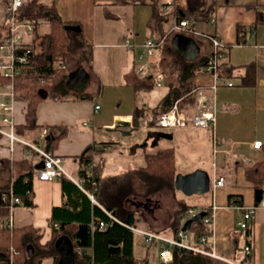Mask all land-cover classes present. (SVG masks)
I'll return each mask as SVG.
<instances>
[{
  "label": "crops",
  "instance_id": "0c3cea01",
  "mask_svg": "<svg viewBox=\"0 0 264 264\" xmlns=\"http://www.w3.org/2000/svg\"><path fill=\"white\" fill-rule=\"evenodd\" d=\"M140 1L130 0L128 3H122L121 0L52 1L62 20L80 22L81 32L80 28L76 29L77 31L71 29L70 32L79 49L85 45L91 52L92 67L88 66L84 69L87 73L86 84L74 83L72 86L75 90H72V86L68 88L71 92L92 94L95 99L77 100L73 95L62 99L46 98L37 108L38 128L20 135L15 126V133L27 141L37 142L39 131L42 127H47L50 144L53 137L66 131L57 139L55 147L51 150L63 158V165L67 168H75L76 173L81 166L78 156L94 142H92L93 135L88 131L77 130L75 125L81 123L91 128L95 119L99 118L101 121L107 119V115L99 112L102 106L98 102V96L102 95L104 98L107 86L132 88L136 93L149 90H136L132 84L133 81L138 83L145 78L135 72L134 67L143 62L139 58L142 44L150 39L151 33L148 21L152 16V7L150 3ZM159 2L166 4L163 12L169 17L172 16L171 22L163 25L164 30L169 31L176 20L174 10L177 6L185 7L187 0H159ZM214 2L210 21L196 22L193 32L185 33L196 45L194 50L187 54L189 61H197L209 56L212 51L210 38L212 35H218L223 49L228 51L226 63L218 70L217 81L211 72L205 70L199 71L193 78L196 84L210 94V106L216 113L215 127L205 128L208 130L216 154L212 170H207L212 177L209 190L211 199L209 203L199 208L205 207L206 210L209 208L210 213L214 214L212 227L214 243L213 245L210 243V246L216 254L225 258L222 260L231 264H264V205L256 208L248 228L243 229L238 225L243 219L246 207L258 204L253 182L246 177V167L252 166L264 157L263 147L253 146L255 141H262L264 145V0H214ZM6 8L0 15V39L7 31ZM241 28L243 30L240 31ZM240 36L243 42L238 41ZM249 79L253 82L249 83ZM216 82L217 86L214 89ZM228 82L233 84L229 85ZM163 87L165 91L157 96L153 111L159 109L160 101L167 92V87ZM148 101L142 100V103L136 104L135 107L143 109L145 115L152 114L153 111L146 110ZM96 103L100 105L97 111L94 110ZM25 111L26 101L18 99L14 111L16 123H25ZM133 112L134 109L114 111L112 119L130 118L133 123ZM89 120H93L92 125ZM103 125L114 126V121L105 120ZM157 128L154 129L158 130ZM26 158H33L36 164L41 161L39 155L35 152L30 153L25 144L15 142L12 145L8 137H0V188L10 187L16 175L20 173L21 169L14 166L13 162ZM69 175L75 179L77 177L70 173ZM218 177L224 178V184L221 186L214 184V179ZM231 194L242 196L243 206L232 202L229 198ZM33 200L34 207H25L21 204L10 207L8 224L11 220L10 228L34 227L39 233H34L33 237L42 234L40 242L45 244L52 238V229L48 223L52 208L63 202L59 179L44 180L35 174ZM184 222L185 219L183 224ZM150 229L156 230L152 227ZM170 229L169 226L157 232L173 235ZM141 244L143 248L146 247L143 239ZM246 245L252 248L250 256L245 254ZM157 246L159 249L157 243L152 251L154 256L156 253L153 252L157 250ZM147 250L144 256L150 255L149 248ZM61 255L60 252V258ZM45 259H51L54 263L53 257H47L41 264Z\"/></svg>",
  "mask_w": 264,
  "mask_h": 264
},
{
  "label": "trees",
  "instance_id": "16d2710c",
  "mask_svg": "<svg viewBox=\"0 0 264 264\" xmlns=\"http://www.w3.org/2000/svg\"><path fill=\"white\" fill-rule=\"evenodd\" d=\"M9 1L0 0L1 3H6V7ZM121 2L128 3L130 0H121ZM140 2L150 3L152 7V16L148 21V28L151 31L149 38L160 40L168 33V31H163V25L166 22H171L172 18L163 12V7L166 4L160 3L159 0H141ZM214 4V0H187L185 7L177 6L174 10L175 23L186 20L189 28L192 29L188 32H193L196 22L210 21ZM18 17L20 20L29 21L34 27V38L30 43L32 48L30 62L16 83V91L22 93L26 100V121L21 124L16 123V131L21 135L38 128L36 112L42 100L46 98L62 99L68 95H73L77 100H94L95 97L89 93L71 92L68 88L71 75L78 68L85 69L82 65L77 66L80 57L68 50L69 34L72 28H67V26H79L81 32L80 22L62 20L55 4L49 5L42 0H28L20 7ZM41 20L47 21L49 32L44 36V40L37 45ZM173 33L174 31L169 32L170 38L174 35ZM238 41L243 42V38L240 36ZM38 46L42 47L40 51L37 50ZM227 52L222 50L223 56L220 59L219 68L226 63ZM83 56L87 58L91 68L90 49ZM166 57L169 61L164 60ZM208 59L209 56H204L197 61L187 60L173 47L172 39L170 44L163 42L158 46L157 54L153 60L165 73L167 92L160 101L159 109L152 113L155 118L169 111L176 102H178L179 110L184 112L187 118L191 117L195 111L199 91L202 89V86L196 84L193 78L199 71L204 70ZM164 63H167L173 72H178L175 82L168 81ZM134 71L140 73L139 65L134 67ZM140 74L145 78L138 83L133 81L132 84L136 90L157 87L152 83V75L149 73ZM147 80H151V83H148ZM252 82L253 80L249 79V83ZM99 92H101V88H99ZM144 112L138 106L134 108L131 129L140 128V121L147 115ZM149 127L157 128L155 123H150ZM65 132L53 137L50 141V149L55 147L57 139ZM114 143L112 141L94 142L78 156L81 166L77 178L82 181L81 185L65 174L58 178L61 183L63 202L52 208L48 220L52 229V238L45 244L40 242L42 234L33 237L34 233H39V230L34 227L15 226L10 228L8 225L12 205L11 195L20 198L21 202L15 206L19 204L25 207L35 206L33 178L37 172L36 163L33 158L13 162L14 166L21 169L20 173L16 175L10 187L0 188V264H41L47 257H53L54 264H59L60 250L57 247V241L61 237H68L73 243V264H151L148 254L144 258L136 256L137 233L131 229V226H138V221L136 211L127 209L125 201L132 194H147L169 182L175 186L176 153L173 148L156 153H146L144 166L137 170L126 171L118 176L104 178L106 164L104 153ZM262 147L264 150V145ZM246 177L253 182L256 203H259L264 197V157L252 166L246 167ZM229 198L236 205L243 206L242 196L231 194ZM189 209L190 207L185 206L176 212L175 220L171 226V234H177L182 229L183 220L186 221L191 217L186 218ZM198 209L197 211H205L206 215L210 214L209 208L207 210L205 207ZM100 222H103L105 226L101 227ZM189 230L199 233L211 232L210 225L202 219L193 222ZM155 243L148 245L143 242L148 248ZM78 249L82 251V254L77 253ZM160 264L231 263L204 253H194L185 247L175 246L173 259L168 262L161 261Z\"/></svg>",
  "mask_w": 264,
  "mask_h": 264
},
{
  "label": "rangeland",
  "instance_id": "374dc122",
  "mask_svg": "<svg viewBox=\"0 0 264 264\" xmlns=\"http://www.w3.org/2000/svg\"><path fill=\"white\" fill-rule=\"evenodd\" d=\"M42 1L50 5L52 4L53 0ZM2 3L0 2V15L3 14V9L6 7V3ZM167 26L168 25H166V27ZM76 31L74 33H76ZM163 31L165 30L163 29ZM48 32L49 25L47 21L41 20V25L39 27L40 37L37 38V45H39V43L44 40V36H46ZM169 32L172 33V29H170L168 33L163 36L164 42L166 44L171 43L172 38H170L171 34H169ZM176 32L177 31H174L173 34H175ZM69 36L70 45L68 50L74 55L80 57L77 66L83 65L85 68H88L89 64L86 60L87 58L83 56L87 54L89 50L88 47L83 45L81 48L82 50L79 49L80 47H78L77 44L75 45L76 42L71 32ZM33 38L34 34L30 36V40L32 41ZM41 49V46L37 47L38 51H40ZM164 60L169 61L167 57L164 58ZM164 69L168 73V81L175 82L178 72H173L172 68L167 66V63H164ZM78 80L81 83L84 81V77L80 76V79L78 78ZM147 82L151 83V80H147ZM164 86H166V84H164ZM71 88L72 90H75L73 86ZM106 88L107 89L104 98L102 95L98 96L97 98L98 102L102 106V109L99 112H102L103 115H107V119H102L103 121L113 120L114 122L116 120V117L112 119V113L114 111H132L136 104L140 105L142 103V100L148 101L149 99L148 103H146V110L153 111V109H155L154 103L157 100V96H160L165 91V87H154L152 89H149L147 92H143L142 90L138 91V93H136L132 88L127 89L110 86H107ZM16 98L17 100L21 99L26 101L22 93H18L17 91ZM90 102L92 103L93 101ZM103 121L99 120V118L95 119L94 122L93 120H91L89 123L92 125L93 122L94 124L91 128H87L83 124L77 123V125H75V128L77 130L88 131L91 135H93L92 142H115L114 145L106 150L104 154V156L106 157L104 171L105 178L118 176L129 170H137L138 168L145 165L146 153H156L157 151L170 148H173L175 150L177 156L176 175L178 173H189L196 169H205L209 171L212 170V163L215 162L216 154L214 151V147L211 144L208 130L202 127L195 126L191 118L189 119V124L187 126L162 128V130L171 135V138L157 135V130L154 128L140 127L131 129L130 127H120L115 130H108L106 128L107 126L103 125ZM123 130H130V133L124 134ZM65 168L72 176H77L75 168H67L66 166ZM172 184L170 182L165 185L163 184L159 189H156L153 192L147 194H132L128 197V199H126L125 206L127 209L136 211V217L138 225L140 227L144 226V228L146 227L147 229H150L152 227L153 229H156L155 231L163 228L165 229L169 226L171 227L173 221L175 220L176 212L182 207L188 206L190 208L198 209L199 206L210 202L211 192H207L204 194L194 193L192 195H186L181 190L175 188L174 184ZM189 217L190 215L187 213L186 218ZM188 232L190 234L191 241L200 234L195 230H189ZM141 241V235L136 234L135 253L138 258L145 257V250L148 252V247L143 248ZM156 245L157 243L149 247V257L151 264L161 263L158 246L157 250L153 252L156 253V255H152L153 248ZM43 264L54 263L51 259H45Z\"/></svg>",
  "mask_w": 264,
  "mask_h": 264
},
{
  "label": "built area",
  "instance_id": "2783aa9c",
  "mask_svg": "<svg viewBox=\"0 0 264 264\" xmlns=\"http://www.w3.org/2000/svg\"><path fill=\"white\" fill-rule=\"evenodd\" d=\"M28 0H10L6 8V24L7 31L5 35L0 39V135L8 137L13 145L15 142H21L25 144L30 153L35 152L39 155L40 159L44 161V166L37 169L36 176L40 179L48 180L53 178H59L62 175H67L73 179L76 183L82 184V181L75 179L67 173L64 165L63 158L56 155L51 149L48 140L49 130L47 127H42L38 134L37 142H30L15 133V117L14 111L16 106V83L20 78V75L30 62V56L32 48L30 46V36L34 32L33 24L26 20L19 19V9ZM188 21L183 20L180 23H175L172 27L173 31L180 33H187L192 31L188 26ZM176 32V33H177ZM212 51L209 54V59L204 70L211 72L218 79V70L220 59L223 56V44L218 35H212ZM164 42V38L147 39L142 44L141 53L139 58L143 61L139 65L140 73H149L152 75L153 82L157 87H163L165 84V73L160 68L159 64L153 59L157 54V49L160 44ZM232 85V82H228ZM217 82L213 86L215 89ZM100 105L96 103L94 110L97 111ZM197 127L202 128H214L216 124V113L210 106V94L202 88L199 91L196 108L194 113L190 117ZM184 112H181L176 102L173 107L155 118L153 114L146 115L139 123V127L147 128L150 123H155V126L161 128L186 126L189 124V119ZM86 124V123H85ZM133 125V123H132ZM254 148H260L262 141H255L253 143ZM215 186H221L224 184V178L218 177L214 179ZM91 197L94 199L93 195ZM20 198L11 195V207L20 203ZM264 205V197L256 204L246 207L243 219L238 222V225L246 229L249 227L250 221L254 218L255 210L258 206ZM191 217L199 213V211L190 209L187 212ZM113 217V216H112ZM202 220L210 225V233H200L192 241L190 240L189 230H179L175 235H165L147 229L144 227L131 226L137 234H140L145 244H152L156 242L159 244V256L161 261L168 262L173 259V248L175 246L185 247L191 249L194 253H204L216 258L225 259L222 256L216 254L210 243H214L213 240V224L214 214L210 213L205 215ZM12 227L11 220L8 224ZM101 227L105 224L100 222ZM57 226V224H56ZM207 246H209L207 248ZM245 254H251L252 248L250 245L244 247ZM78 254H82L80 249L77 250ZM236 264V263H234Z\"/></svg>",
  "mask_w": 264,
  "mask_h": 264
},
{
  "label": "water",
  "instance_id": "95a60500",
  "mask_svg": "<svg viewBox=\"0 0 264 264\" xmlns=\"http://www.w3.org/2000/svg\"><path fill=\"white\" fill-rule=\"evenodd\" d=\"M67 28L79 29V26H67ZM173 47L186 59L188 58L187 54L192 52L195 48L194 40L184 33L177 32L172 37ZM80 76L84 77L82 84L87 82V73L83 68H78L72 75L71 79L68 82V86H72L74 83H80L78 78ZM132 127V119L117 117L114 126H107L108 130H115L118 128ZM124 134H129L130 130H123ZM160 136L169 137L171 135L166 132H161ZM44 166V161H40L36 164L35 168H41ZM212 177L210 173L205 169H196L189 173H178L175 177V188L181 190L186 195H192L194 193H207L211 188ZM206 215L205 211H200L196 215L187 219L182 229L187 231L191 228L193 222L200 221ZM57 247L61 252V258L59 264H73L74 263V246L72 241L68 237H61L57 241ZM31 253V249L29 248Z\"/></svg>",
  "mask_w": 264,
  "mask_h": 264
},
{
  "label": "flooded vegetation",
  "instance_id": "af4514ba",
  "mask_svg": "<svg viewBox=\"0 0 264 264\" xmlns=\"http://www.w3.org/2000/svg\"><path fill=\"white\" fill-rule=\"evenodd\" d=\"M161 132H164V130H162V129H158V130H157V133H158V134H157V133H156V134L159 135Z\"/></svg>",
  "mask_w": 264,
  "mask_h": 264
}]
</instances>
